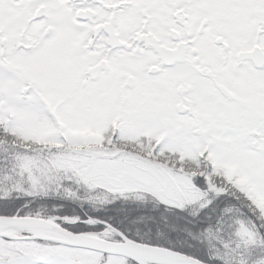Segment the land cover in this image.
<instances>
[{
  "label": "snow or ice",
  "instance_id": "6c2138e0",
  "mask_svg": "<svg viewBox=\"0 0 264 264\" xmlns=\"http://www.w3.org/2000/svg\"><path fill=\"white\" fill-rule=\"evenodd\" d=\"M0 264H264V0H0Z\"/></svg>",
  "mask_w": 264,
  "mask_h": 264
}]
</instances>
